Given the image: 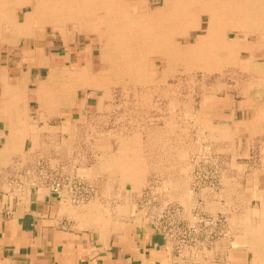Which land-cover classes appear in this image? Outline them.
Returning <instances> with one entry per match:
<instances>
[{
    "label": "rangeland",
    "instance_id": "rangeland-1",
    "mask_svg": "<svg viewBox=\"0 0 264 264\" xmlns=\"http://www.w3.org/2000/svg\"><path fill=\"white\" fill-rule=\"evenodd\" d=\"M149 1L153 8L163 3V0ZM198 8L196 6L195 14H198ZM29 11L30 8H23L19 12V20ZM199 15L200 28L190 29L187 33L181 31L172 39L177 54H187L188 57L169 66L159 55L146 53L142 67L132 75L124 72L121 59L102 52L101 43L94 35L78 34L70 27L65 35L56 31L53 36L47 30L48 33L37 40L35 47L45 50L53 63L61 64L64 69L65 65L74 69H79L80 64L84 67L83 60H79V51L85 52L83 58L89 57L91 52L89 58L93 59V74L105 78L101 82L106 85L103 89L106 93L102 89L78 88L73 78L70 82L74 83L66 85L65 89L71 86L70 91H75L76 107L65 109L59 101L56 112L49 114L44 109L39 112V104L33 95L38 85L32 87L33 103L30 116L25 120L29 126V137L24 140L23 146L27 145L17 159L26 166L36 160V173L40 180H43L39 176L40 171L58 169L64 176L85 182L94 190L95 198L75 206L91 207L99 219L102 218L101 221L109 218L135 219L136 223L147 224L153 230L162 221L168 228L175 221L191 223L201 229L207 223L208 239L204 243L202 236V244L195 245V248L201 245L210 248L221 240L231 251L243 235L241 220L254 224L260 203L264 201V71L252 66L250 72H244L243 61L248 56L240 51L235 52L238 65L229 63L218 40H214L212 45L209 43L210 46L205 45L202 50L207 59L212 55L208 60L212 68L200 65L193 55L199 39L204 36L208 17L202 13ZM224 18L221 23L217 22V29L222 31L226 44L237 46L235 42L241 34L238 31L229 33L227 30L234 24L228 17ZM186 23L182 20L177 25ZM228 33L229 37L226 36ZM20 41L24 43L22 38ZM255 41V38H249L247 44L258 47L259 43ZM23 43L19 44L20 48ZM254 56L258 59L264 54L254 53ZM108 59L110 69L103 63ZM257 62L263 61L258 59ZM34 72L37 80L46 77V71L34 69ZM247 82L248 85L245 84ZM248 98L254 100L249 104L242 103ZM81 99H85V107L79 118ZM233 110H239L237 118L241 122L230 125L228 129L222 127L225 123L220 119L222 114ZM229 118L228 113L226 119ZM136 138L138 140L134 141ZM11 164L9 162L8 165ZM57 165H63L64 171ZM26 166L8 167L7 170L8 173L11 170L13 174L28 176L30 173ZM125 167L133 172L124 173ZM103 194H112L115 198L108 204ZM129 201L132 206L131 212L127 213L129 208L123 210L120 207Z\"/></svg>",
    "mask_w": 264,
    "mask_h": 264
},
{
    "label": "crops",
    "instance_id": "crops-1",
    "mask_svg": "<svg viewBox=\"0 0 264 264\" xmlns=\"http://www.w3.org/2000/svg\"><path fill=\"white\" fill-rule=\"evenodd\" d=\"M242 1L248 14L243 20L238 19L240 22L231 20L234 25L228 32L238 31L241 34L238 37L245 35L247 41L255 38L259 46H254L253 53L264 54V49H260L264 48V1ZM20 43L23 42L0 40V168L3 169L0 174V264H257L252 246H256L259 253L264 247L259 239L251 243L239 239L232 252L221 240L210 248L201 245L178 251L172 242L147 224H138L129 218L101 221L89 206H75L66 194H52L36 173V160L26 166L17 159L27 143L18 149L5 145V140L17 129L18 120L29 118L33 103L31 88L35 85V72L28 66L27 45L23 43L20 48ZM84 54L79 51V60H83ZM247 100L253 101L248 98L242 103H248ZM83 102V99L79 100V118L84 109ZM238 112L223 113L220 119L226 124L222 127L239 124ZM228 113L230 118L226 119ZM9 162L12 164L8 165ZM15 166L28 167L30 174L22 176L11 170L8 173L7 168ZM62 166L56 167L64 171ZM102 196L108 204L115 198L112 194ZM131 206L129 201L120 208H129L127 213H130Z\"/></svg>",
    "mask_w": 264,
    "mask_h": 264
},
{
    "label": "bare ground",
    "instance_id": "bare-ground-1",
    "mask_svg": "<svg viewBox=\"0 0 264 264\" xmlns=\"http://www.w3.org/2000/svg\"><path fill=\"white\" fill-rule=\"evenodd\" d=\"M242 2H243L242 0H163L162 6H160L158 8L157 7L153 8L152 3L149 0H0V40L3 42L17 43V42H19V39L22 38L24 40V43L28 47V49L26 51L28 61H29L28 66L33 67L34 69H37V70L46 71V77L45 78L40 77L38 80L35 79L36 81H35L34 88H36L38 85V87H37L38 89L37 90L34 89L33 95L35 96L34 99L39 104V112H41L44 109L46 111V113L52 114V112H56L55 110L57 109V106L59 105L58 104L59 101H60L61 106H64L65 109L71 108V107L72 108L76 107L77 103H75V95H76L74 93L75 91L74 92L70 91L72 89L71 86L68 87L67 89H65L66 85H70V84L74 83V82L73 83L70 82L73 78L77 82L76 87L82 88V89L91 88L93 90H100V89L103 90L105 84L103 82H101V80H104L105 78H99V76H96L97 75L96 73L93 74V70H92L93 69V59L89 58L91 55V52H89L90 55L87 52L89 57L83 58V62L85 63V66L84 67L80 66L79 69H78V67H75V69L73 67H68V65H65L66 69H64L61 67V64L55 65L53 63L51 56H47L45 54V50H40V49H37L35 47L37 40L39 38H44L45 37L44 34H46L47 30H49V32L53 36H55L56 31H58L60 33V35H65L66 31L70 27L73 32H76L78 34L83 32V33L94 35L97 38V40L101 43L102 52H105L106 54L108 52L107 55H112L113 57L115 55L119 58V60L121 59L124 63V72L132 75V73H136L138 71V68L145 61V58H143V55L146 53H153V54L155 53V54L159 55L161 57L163 63H165L166 65H169V66L171 64L173 65V64L177 63L178 61L183 60L186 57H188L187 54H185V55L177 54L178 52L176 50V46L174 45L175 43L173 44V42H172V39L176 35L182 33L181 31L187 33L190 29L200 28L199 27V20H200L201 15H199V14L202 13V15L205 14L208 17V19L206 22V27L204 29V36L202 37V39H199L200 41L198 42L197 50L195 51L196 54L194 53L195 55H193L194 57L197 58L196 61H198V63L200 65L205 67L206 65H209L208 60L212 59L211 58L212 55L209 57L210 59H207L208 58L207 55L203 54L202 50L205 47V45L208 46L209 43L212 45L215 42L214 40H218V42L220 43V47L222 48L221 50L223 52H225V55H227L228 60H230L229 63H235L236 65H238L235 52L240 51V52H243L245 55L248 56V58L246 60L244 59V61H243L242 68H243V70H245L244 72H250L249 70L252 66L259 67V68H261V70L263 68V70H264V57L260 56L261 58H258V59L263 61L262 63L257 62L258 59L255 58L254 53H253V49H255V47H250L247 44V37L245 35H244V37L239 38V40H237V42H235V44L237 46L232 47V46L226 44L222 31L220 29H217L218 28L217 22L224 20L225 19L224 17H228L229 20H238V19L243 20L245 18L244 16L248 13L246 12L244 7L242 6ZM254 2H256V1H254ZM246 5H248V4H246ZM196 6L199 7L198 8V14H195ZM23 8H26V9L30 8V11L24 13L21 20H19V12L22 11ZM196 15H198V17H196ZM181 18H183L182 19L183 21L187 22L186 23L187 25H185V24L184 25L183 24L177 25V22L179 23L180 21H182ZM189 21H192V22L190 23ZM200 23H201V21H200ZM179 25H180V27H179ZM246 25H243V26H246ZM247 26L249 27V25H247ZM235 27H236V25H235ZM248 30H249V28H248ZM227 31H229V30H227ZM252 31H253V29H252ZM3 34H6V35H3ZM42 35H43V37H42ZM60 37H62V36H60ZM263 39H264V36H263ZM64 41H65V39H64ZM30 44L32 45V48L30 47ZM210 44H209V46H210ZM213 47H215V46H213ZM182 51H183V49H182ZM102 57H104V56H102ZM239 61H240V59H239ZM103 63L106 66H109V69H110V60L109 59L107 60V62L103 61ZM120 65L122 66L123 64H120ZM228 65H231V64H228ZM115 70H117V69H115ZM168 71H170V70H168ZM254 72H255V70H254ZM256 72H257V70H256ZM260 72H262V71H260ZM117 73H119V72H117ZM140 75L143 76V74H140ZM121 76H124V74H122ZM36 78H37V76H36ZM146 78H147V76H146ZM146 78H143V79H146ZM249 79L250 78H247V80H249ZM215 82H217V81H215ZM107 84H109V83H107ZM245 84L248 85V82ZM253 86H255V85H253ZM19 88H20V86H19ZM18 91H20V89ZM20 93H21V91H20ZM104 93H106V92L104 91ZM9 96H10V94H9ZM102 99H103V97H102ZM216 99H215V101H216ZM18 100H19V97H18ZM84 101H85V99H84ZM103 101H104V99H103ZM247 102H248V100H247ZM254 112H255V109H254ZM260 112H261V110H260ZM14 113H16V112H14ZM22 114H23V112L20 115L22 116ZM54 114H56V113H54ZM260 115H261V113H260ZM262 115L264 117V114H262ZM190 116H192V115H190ZM42 117L44 118L45 116H42ZM258 117H259V115H258ZM263 117H262V120H263ZM25 120H26V118H24V119L21 118L20 120H18L19 125L16 126L17 129L15 128V131H14L17 134H14V132H13V134L8 136L9 137L7 139L8 141H6L7 144H5V145H7V147L11 146L13 149V148H17L18 146H19V148L23 146L24 140L29 137V126L26 125ZM251 122H252V120H251ZM200 124H201V122H200ZM207 127H209V126H207ZM214 128H216V127H214ZM10 133H12V130L10 131ZM246 135H247V132H246ZM112 136L114 137V135H112ZM149 137H151V136H149ZM115 139H117V138H115ZM135 140L137 141L138 139L136 138V139H134V141ZM225 140H226V138H225ZM111 141H112V139H111ZM222 141H224V140H222ZM218 143H221V142L219 141ZM135 144H136V142H135ZM114 145H115V143H114ZM140 150H142V149H140ZM142 152H143V150H142ZM102 154H100V155H102ZM114 156H116V155H114ZM261 156H262V154H261ZM135 158H137V157H135ZM98 159H99V157H98ZM109 159H110V157H109ZM113 159H115V158H113ZM135 161H137V160L135 159ZM125 164H126V162L124 163V165ZM137 164H139V163H137ZM141 164H143V161L141 162ZM134 165H136V164H134ZM126 167H128V166H126ZM138 167H139V165H138ZM235 169H237V168H235ZM130 170L128 168H126L124 173H126L127 171H129V173H130ZM239 170H240V168H239ZM254 171H255V169H254ZM120 172H121V170H120ZM181 173H183V172H181ZM127 174H128V172H127ZM241 174L242 173H240V175ZM251 174H252V171H251ZM253 184H255V183H253ZM246 187H248V186H246ZM256 192H258V191H256ZM252 193L253 192H251V195H252ZM260 193H262V192H260ZM258 197L260 198V195ZM94 203H96V202H94ZM261 204L262 205L259 208L258 215L256 217V220L254 221L255 222L254 224L251 225L248 222V220H246L245 222H244V220H241L242 222H241L240 226L242 227V230H240V231L243 232V235L240 237V240H244L245 243L246 242L251 243L252 240L259 239V243L262 244V246H264V201H262ZM240 216H242V215H240ZM244 216H245V214H244ZM101 220H102V218H101ZM239 220H240V218H239ZM233 227H234V225H233ZM252 247H253V251H254L253 255L256 257V263L257 264H264V247H261L262 249L259 253L256 251V246L255 247L252 246ZM237 250L238 249H236V251ZM248 251L249 250H247V252ZM237 261H238V259H237Z\"/></svg>",
    "mask_w": 264,
    "mask_h": 264
},
{
    "label": "built area",
    "instance_id": "built-area-1",
    "mask_svg": "<svg viewBox=\"0 0 264 264\" xmlns=\"http://www.w3.org/2000/svg\"><path fill=\"white\" fill-rule=\"evenodd\" d=\"M44 172V173H42ZM2 171L0 170V174ZM39 176L43 177V183L49 187L52 194L61 196L66 194L67 199L73 205L84 204L85 202L93 199L95 197L94 190L88 186L85 182L79 179L69 178L64 176L62 172L57 170H48V172L40 171ZM162 213V211H161ZM164 214V212L162 213ZM163 219V216H162ZM207 223H204L203 229L199 226L195 227L191 223H182L181 221H175L171 227L168 228L165 226V223L162 221L158 226H154V229L157 233L162 235L165 239L172 242L178 251H182L188 247H194L195 245L201 243V237L205 243L208 239ZM163 226V227H162Z\"/></svg>",
    "mask_w": 264,
    "mask_h": 264
}]
</instances>
